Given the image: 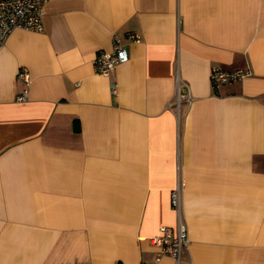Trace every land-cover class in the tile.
Here are the masks:
<instances>
[{
	"label": "crops",
	"instance_id": "0c3cea01",
	"mask_svg": "<svg viewBox=\"0 0 264 264\" xmlns=\"http://www.w3.org/2000/svg\"><path fill=\"white\" fill-rule=\"evenodd\" d=\"M42 22L0 48V264H175L150 238L177 185L184 264H264V0H47ZM213 66L249 74L214 90Z\"/></svg>",
	"mask_w": 264,
	"mask_h": 264
},
{
	"label": "built area",
	"instance_id": "2783aa9c",
	"mask_svg": "<svg viewBox=\"0 0 264 264\" xmlns=\"http://www.w3.org/2000/svg\"><path fill=\"white\" fill-rule=\"evenodd\" d=\"M46 2L47 0H0V48L5 43L9 33L16 28L43 30L42 15ZM127 36L134 41L139 39L132 32L127 33ZM127 59L128 50L126 45L114 34L111 50H100L94 56L93 64L98 73L108 76L117 64ZM248 74L249 70L247 68L227 70L220 66H213L210 69L209 78L212 89L217 90L221 84L241 80ZM16 79L24 85L22 91L17 95V100H25L27 97V84L30 79L28 70L19 68ZM184 86L185 84L180 83L177 86V103L180 102L181 98L191 102V96L188 92H182ZM114 87L115 84L113 83L112 88L114 89ZM168 105H171V103ZM170 204L177 215L175 226H159L157 233L150 240L159 247L155 260H159L162 256H170L174 259L175 264H184L182 253L188 243V234L181 211L182 194L180 185L170 191Z\"/></svg>",
	"mask_w": 264,
	"mask_h": 264
}]
</instances>
